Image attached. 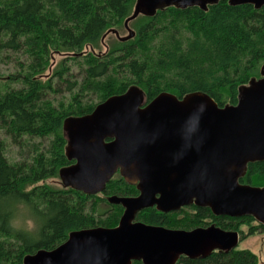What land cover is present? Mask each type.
<instances>
[{
  "label": "trees",
  "instance_id": "obj_1",
  "mask_svg": "<svg viewBox=\"0 0 264 264\" xmlns=\"http://www.w3.org/2000/svg\"><path fill=\"white\" fill-rule=\"evenodd\" d=\"M136 1L0 0V54L26 49L32 58L28 71L16 76L22 79V87L0 90V127L14 142L25 135L53 136L49 148L38 153L31 165L9 162L5 141L0 138V264H23L26 255L56 248L75 230L116 227L124 209L108 198L138 193L122 175L111 178L103 191L105 197L41 184L72 163L65 154L67 140L62 125L66 118L91 113L99 103L133 85L144 90L146 103L162 92L179 98L205 92L220 106L236 104L239 88L261 76L264 6H233L228 0L209 5L207 10L171 6L154 16L140 14L129 22L131 28L130 24L143 16V22L133 29V37L113 41L103 56L84 53L88 45L99 47L106 33H116L125 26ZM52 52L75 55L69 59L82 57L86 63L83 81L70 105H56L46 97L49 90H59L52 79L40 78ZM68 72V67L60 65L55 76L57 84L66 82L73 92L78 83L67 78ZM88 92L98 93V104L83 103L81 98ZM240 182L264 186V160L249 163ZM193 210L180 218L182 211L163 213L153 207L139 212L136 218L151 225L187 230L201 227L209 218L225 230H240L242 224L254 221L252 216H215L208 207L195 206ZM20 219L25 224H19ZM28 220L33 227L26 225ZM257 230L251 227L247 236ZM133 264L143 262L135 260ZM176 264L259 262L251 250L235 248L206 257H181Z\"/></svg>",
  "mask_w": 264,
  "mask_h": 264
},
{
  "label": "water",
  "instance_id": "obj_2",
  "mask_svg": "<svg viewBox=\"0 0 264 264\" xmlns=\"http://www.w3.org/2000/svg\"><path fill=\"white\" fill-rule=\"evenodd\" d=\"M221 0H137L129 22L171 6L207 10ZM230 5L264 0H228ZM115 32V30H112ZM259 78L239 88L236 104L220 106L208 93L183 98L162 92L146 103L133 85L108 97L91 113L64 120L72 163L60 169L64 186L86 194L104 191L119 171L137 196L112 195L124 212L116 227L71 232L52 250L26 255L23 264H176L237 248L241 235L217 225L191 230L137 221L142 210L172 212L194 204L215 216H252L264 226V186L244 184L249 163L264 160V65Z\"/></svg>",
  "mask_w": 264,
  "mask_h": 264
},
{
  "label": "rangeland",
  "instance_id": "obj_3",
  "mask_svg": "<svg viewBox=\"0 0 264 264\" xmlns=\"http://www.w3.org/2000/svg\"><path fill=\"white\" fill-rule=\"evenodd\" d=\"M143 22V16H140L137 20L130 24L131 29H136V27ZM117 32H108L105 34L103 41L100 43L99 47L93 48L92 46H87L83 51L84 53L92 52L97 56H103L109 52L110 44L117 40L127 38L130 35V31L124 26L119 28ZM136 32V30H135ZM69 57H75V55H68L66 53H58L52 52L50 57L47 60L48 68L47 70L41 74V79L46 81L47 79L53 80V85L59 89L57 92L49 90L47 92V98L52 100L56 105L63 103L65 105H70L73 99V93L77 94L80 84L84 78V66L86 63H83L82 57L80 59H69ZM32 58L26 51V49L20 51H5L0 54V90L5 91L8 87H22V79H18L16 76L19 73H26L31 64ZM63 65L69 68V72L66 74L67 78L71 81H77L78 87L73 92L68 90V83H60L57 84V77L55 76L56 69H59V66ZM65 76V77H66ZM10 79L9 82L8 79ZM89 93V92H88ZM83 103L89 102L91 104H98L100 99L98 93H89L82 96ZM225 105H231V103L227 102ZM63 126V125H62ZM63 135L65 136L67 142V136L63 129ZM0 138L5 141V154L11 163H27L34 164L35 158L38 153L46 151L52 143L53 136L48 137H36V136H28L25 135L21 138L20 141L14 142L11 137L6 135L5 131L0 127ZM67 144L65 146V149ZM60 171V170H59ZM59 171L57 176L53 178H49L45 181H42L41 184L45 183L54 188L58 189H66L64 186L63 180L59 175ZM121 176L118 171L114 176L113 180L119 178ZM125 180V179H124ZM99 197H105L103 192L99 193ZM108 196V195H107ZM106 196V197H107ZM109 197V196H108ZM107 199V198H106ZM124 209V208H123ZM194 210L192 208H187L186 211L183 212L184 215L192 214ZM137 220V218H136ZM22 221V222H21ZM139 221V220H137ZM25 224L23 220L20 219L19 224ZM28 227H33V222L28 220L26 222ZM210 225H216L213 219H205L204 223H202L201 227H208ZM251 227L258 228L257 232L253 235H248V231ZM184 229V228H182ZM241 240L237 246V249H249L254 252L258 257L259 264H264V229L260 228V225L257 221H251L249 224H242L240 226V230L238 229Z\"/></svg>",
  "mask_w": 264,
  "mask_h": 264
},
{
  "label": "flooded vegetation",
  "instance_id": "obj_4",
  "mask_svg": "<svg viewBox=\"0 0 264 264\" xmlns=\"http://www.w3.org/2000/svg\"><path fill=\"white\" fill-rule=\"evenodd\" d=\"M138 190V189H137ZM139 194V192L136 194V195H132V196H137ZM196 205H194V204H190V205H187V206H183V207H181L179 210H176V211H172V212H180V211H182V213L179 215V217L180 218H182V217H184L185 215L183 214V212L184 211H186V209L187 208H194ZM123 207V206H122ZM153 208V207H152ZM155 208V207H154ZM143 211V210H142ZM161 212V211H160ZM195 212V211H194ZM193 212V213H194ZM163 213H165V212H163ZM162 226V225H161ZM167 228H169V227H167ZM172 229H180V228H172ZM185 230H187V229H185ZM189 230H191V229H189Z\"/></svg>",
  "mask_w": 264,
  "mask_h": 264
}]
</instances>
